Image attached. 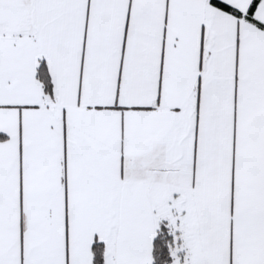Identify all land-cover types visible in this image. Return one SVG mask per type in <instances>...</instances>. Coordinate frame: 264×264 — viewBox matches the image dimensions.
<instances>
[{
	"label": "snow or ice",
	"instance_id": "obj_1",
	"mask_svg": "<svg viewBox=\"0 0 264 264\" xmlns=\"http://www.w3.org/2000/svg\"><path fill=\"white\" fill-rule=\"evenodd\" d=\"M0 264H264V0H0Z\"/></svg>",
	"mask_w": 264,
	"mask_h": 264
}]
</instances>
